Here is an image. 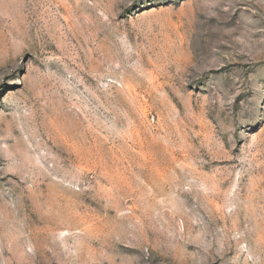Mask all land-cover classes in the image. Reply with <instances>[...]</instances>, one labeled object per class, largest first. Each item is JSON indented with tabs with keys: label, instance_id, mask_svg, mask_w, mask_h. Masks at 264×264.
Listing matches in <instances>:
<instances>
[{
	"label": "rangeland",
	"instance_id": "374dc122",
	"mask_svg": "<svg viewBox=\"0 0 264 264\" xmlns=\"http://www.w3.org/2000/svg\"><path fill=\"white\" fill-rule=\"evenodd\" d=\"M0 264H264V0H0Z\"/></svg>",
	"mask_w": 264,
	"mask_h": 264
}]
</instances>
